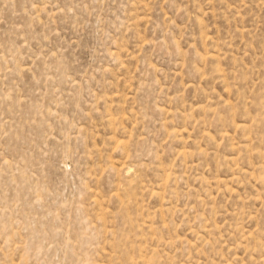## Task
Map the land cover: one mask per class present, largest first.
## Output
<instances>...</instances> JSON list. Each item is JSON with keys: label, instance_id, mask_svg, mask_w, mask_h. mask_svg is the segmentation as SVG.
Wrapping results in <instances>:
<instances>
[{"label": "rangeland", "instance_id": "1", "mask_svg": "<svg viewBox=\"0 0 264 264\" xmlns=\"http://www.w3.org/2000/svg\"><path fill=\"white\" fill-rule=\"evenodd\" d=\"M0 264H264V0H0Z\"/></svg>", "mask_w": 264, "mask_h": 264}]
</instances>
